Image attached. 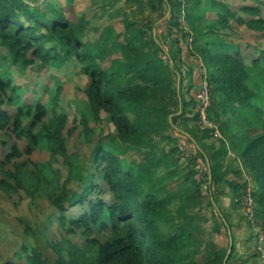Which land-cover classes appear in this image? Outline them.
Instances as JSON below:
<instances>
[{
	"label": "trees",
	"instance_id": "obj_1",
	"mask_svg": "<svg viewBox=\"0 0 264 264\" xmlns=\"http://www.w3.org/2000/svg\"><path fill=\"white\" fill-rule=\"evenodd\" d=\"M155 1L153 9L160 10L163 19L160 31L127 20L126 39L115 48L123 51L126 61L114 59L111 66L104 67L102 60L113 50L85 40V21L75 23L62 9L34 7L27 0H0L2 62L25 66L40 62L49 66L76 60L90 79L86 88L90 108L81 118L84 131L88 135L95 132L90 127L91 119L107 121L115 127V133H101L91 156L95 171L86 175L67 154L64 131L68 113L60 105L63 86L57 83L54 87L53 115L43 122L49 112L47 105L40 98L31 103L22 100L25 89L15 84L0 65L1 129L27 137L28 152L42 148L50 153L49 161L36 163L31 180L34 186L36 181L57 184L52 199L53 216L61 224H70L69 233L83 229L90 246L95 248L94 264H182L198 250L188 251L191 245H198L192 221L170 228L161 225L177 196V187L163 195L166 181L157 179L156 173L161 166L172 164L170 160L178 148L158 158L153 151L158 137L173 140L175 133H183L173 124L168 106L181 105L184 115L190 104H199L203 82L211 100L206 118L214 125L205 137L210 138L215 129L221 135L217 139L219 146L208 145L210 157L200 151L206 175L210 174L212 185L227 183L235 192L246 193L248 182L242 185L226 179L230 172L241 176L246 173L253 183L255 215L262 218L264 227V77L259 72L264 69V48L260 43L249 44L254 51L245 52L243 43L229 41L224 32L233 29V21L264 32V0H245L243 5H237L235 0ZM67 3L72 4L73 0ZM117 3L112 1L110 6ZM6 104L15 107L16 112L4 110L2 106ZM30 118L33 121L26 127L24 121ZM199 118L197 114L195 119ZM144 149L146 158L137 164L128 163L122 156L128 150ZM230 152L235 153L240 165L236 161L225 167L224 160ZM22 154L15 147L9 157ZM59 155L67 158L71 168L63 182L60 171L54 167ZM199 173V169L191 172L194 177ZM9 174L22 185L20 171ZM198 180H194L198 181L197 190L203 181ZM76 182L80 186L77 189ZM0 187L5 191L17 189L7 178L0 180ZM108 192L110 201L104 197ZM187 200L191 201L190 195ZM74 208L77 212L72 211ZM96 229H111L113 236L100 241L93 237ZM53 246L57 264H82L73 254L69 259L65 257L68 246L64 242ZM23 249L29 264H48L39 247ZM235 249L232 237L230 253L228 248L217 251L213 261L231 264Z\"/></svg>",
	"mask_w": 264,
	"mask_h": 264
},
{
	"label": "rangeland",
	"instance_id": "obj_2",
	"mask_svg": "<svg viewBox=\"0 0 264 264\" xmlns=\"http://www.w3.org/2000/svg\"><path fill=\"white\" fill-rule=\"evenodd\" d=\"M31 6L47 9L48 6L62 9L71 21L80 23L85 21V40L93 43L99 48H111L113 52H107L102 60L104 67H109L114 59L126 61L123 51L118 48L126 36L125 27L128 21H135L138 25L149 26L154 31H160L159 24L161 11L154 10L153 5L157 1L142 0H27ZM112 1L117 4L110 6ZM245 0H235L237 5L245 4ZM249 1V0H248ZM50 15L52 8H50ZM169 15L167 12L166 17ZM150 28V29H151ZM150 33L152 32L149 30ZM229 41L243 43L245 52H252L254 48L250 45L261 44L264 48V32L254 31L246 25L233 21V29L224 30ZM169 41L171 37L168 38ZM115 44V45H114ZM116 48V49H115ZM116 50V51H114ZM5 52V51H4ZM6 53V52H5ZM0 58L1 70L7 71L14 79V83L25 89L22 100L32 102L40 98L49 109L48 116L43 122L52 118L51 96L57 83L63 86L60 96V105L68 113V122L64 131L68 146V156L75 161L77 169L86 175L95 170L91 166L92 152L98 139L103 135L115 133L113 124L107 121L97 122L91 119L90 127L95 129L93 135H88L82 126V114L89 112L88 95L86 88L90 79L83 71V65L76 60L66 64L42 65L37 62L32 66L13 65L11 62L3 63ZM264 77V69H260ZM201 89L197 106L189 105L187 112L181 115V105H169L170 118L173 124L183 130V133H175V139L158 137L154 154L157 158L171 152L174 147L178 151L174 153L169 167L161 166L156 173L157 179L165 180L163 195L169 190L177 189L174 194L176 198L170 206L161 225L162 228H170L173 225L182 226L192 221L193 236L198 240V245L188 247V251L198 249L182 264H217L214 257L217 251L228 248L231 250L232 237L236 243L235 258L231 264H264V227L262 218L257 217L256 201L252 196L253 183L251 178L244 173L243 176L234 172L227 174L226 179L238 184H246L245 192H235L234 188L227 183L220 186L211 184L210 174L206 175V165L200 157V151H204L206 157H210L212 151L208 145L214 143L219 146L218 138L220 133L215 129L210 138L205 137L208 130L214 125L206 118V110L210 105V94L207 84ZM201 84V85H202ZM200 85V86H201ZM189 99V96H187ZM2 108L11 113L16 108L3 105ZM200 114L199 119H195ZM131 115V114H130ZM132 116V115H131ZM102 117H106L103 112ZM33 118L25 120L28 127ZM40 123L35 130L41 127ZM74 130H71L73 129ZM192 135L188 139V135ZM15 147L22 151L21 157L9 155ZM29 140L25 136H18L11 129H1L0 126V180L7 178L16 185V190L5 191L0 187V264H29L27 253L23 247H39L48 260V264H57V254L53 244L65 243L68 249L65 250V257L70 258L72 254L82 264H94L95 248L90 246L89 239L84 235L83 229L76 233H69L70 224H61L53 216V197L56 183L41 184L36 181L33 185L32 174L36 171V163H44L50 160V153L42 148H36L28 152ZM128 163L137 164L146 158V149L143 152L128 150L122 155ZM241 164L234 152H230L225 160V167L234 164ZM54 167L61 173V182L65 181L70 173V164L67 158L59 155L54 161ZM199 169L200 173L194 177L191 172ZM154 169H152L153 171ZM20 171L23 178L22 185L18 179L11 177L10 172ZM6 172V173H5ZM172 173V175H169ZM172 176V177H171ZM151 178L153 175L150 176ZM202 179V185L197 190L198 179ZM198 180L197 182L194 180ZM159 181V180H158ZM108 187L106 182H103ZM150 185V183H149ZM181 186V187H180ZM73 187V186H72ZM79 188V183H74ZM191 196V201L187 200ZM108 201L112 199L111 193L104 196ZM77 212V208L72 209ZM66 225V226H65ZM113 236L112 230H95L93 237L100 241H107ZM71 245V247H70ZM228 257V256H227ZM226 257V260H227Z\"/></svg>",
	"mask_w": 264,
	"mask_h": 264
},
{
	"label": "water",
	"instance_id": "obj_3",
	"mask_svg": "<svg viewBox=\"0 0 264 264\" xmlns=\"http://www.w3.org/2000/svg\"><path fill=\"white\" fill-rule=\"evenodd\" d=\"M204 87H205V84H202V85H201V89H204ZM227 258H228V257H227Z\"/></svg>",
	"mask_w": 264,
	"mask_h": 264
}]
</instances>
